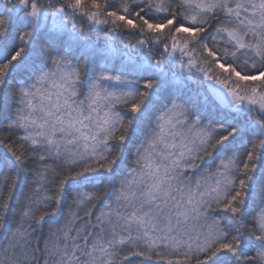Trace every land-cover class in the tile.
Listing matches in <instances>:
<instances>
[{"label":"snow or ice","instance_id":"1","mask_svg":"<svg viewBox=\"0 0 264 264\" xmlns=\"http://www.w3.org/2000/svg\"><path fill=\"white\" fill-rule=\"evenodd\" d=\"M0 264H264V0H0Z\"/></svg>","mask_w":264,"mask_h":264}]
</instances>
